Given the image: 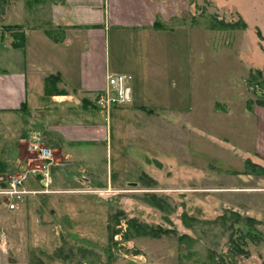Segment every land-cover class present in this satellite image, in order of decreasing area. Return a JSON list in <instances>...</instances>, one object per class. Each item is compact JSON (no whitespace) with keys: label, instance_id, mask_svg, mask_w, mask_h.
I'll list each match as a JSON object with an SVG mask.
<instances>
[{"label":"rangeland","instance_id":"rangeland-1","mask_svg":"<svg viewBox=\"0 0 264 264\" xmlns=\"http://www.w3.org/2000/svg\"><path fill=\"white\" fill-rule=\"evenodd\" d=\"M150 3L164 27L144 55L133 29L110 28L107 43L111 68L138 71L134 101L115 106L144 108L116 118L95 106L107 137L50 167L61 190L47 207L76 225V237L57 228L76 240L70 264H264V76L248 83L264 73V0ZM51 4L32 2L30 25Z\"/></svg>","mask_w":264,"mask_h":264},{"label":"crops","instance_id":"crops-1","mask_svg":"<svg viewBox=\"0 0 264 264\" xmlns=\"http://www.w3.org/2000/svg\"><path fill=\"white\" fill-rule=\"evenodd\" d=\"M3 1L5 4L0 6V188L11 177L34 166L35 146L50 148V167H71L68 159L80 152L81 143L107 137L106 126L96 118V92L107 87L109 75L120 74L134 101L133 84L138 76V71L130 67L122 73L110 67L109 29L135 30L137 37L131 41L139 51L137 55H144L142 51L153 41L150 37L153 29L160 28L155 25L160 21L158 11L152 9L150 0H54L48 18L35 26L30 25L24 0ZM11 25H18L21 39H15L13 30L6 29ZM50 76L57 79H53L50 91L46 92L45 81ZM113 107L110 113L116 118L125 112L136 116V112H141L137 107L144 108L143 105ZM50 167V185L59 186L57 180H52ZM29 173L24 179L27 186L23 188L41 189L40 175L32 173L29 177ZM50 185L53 191L48 193H23L17 198L0 194V264H55V259L62 260L60 264H70L71 259H76V240L57 229L61 223L76 237V225L69 214L47 207V203L56 204L53 194L61 190ZM37 194L44 198H31ZM50 242L52 248L47 247ZM63 247L65 252L49 256ZM46 258L50 260L46 262Z\"/></svg>","mask_w":264,"mask_h":264},{"label":"built area","instance_id":"built-area-1","mask_svg":"<svg viewBox=\"0 0 264 264\" xmlns=\"http://www.w3.org/2000/svg\"><path fill=\"white\" fill-rule=\"evenodd\" d=\"M129 100L130 91L126 85L124 76L112 74L107 78V87L102 91L96 92L95 104L100 107L109 108L110 106L125 104ZM34 149L36 150V163L34 166L8 179L7 185L0 188V194L17 198L23 193H48L53 191L49 189L51 180L48 172L52 160V151L46 146H35ZM29 172L40 175L39 183L41 189L28 190L23 188L24 179Z\"/></svg>","mask_w":264,"mask_h":264},{"label":"trees","instance_id":"trees-1","mask_svg":"<svg viewBox=\"0 0 264 264\" xmlns=\"http://www.w3.org/2000/svg\"><path fill=\"white\" fill-rule=\"evenodd\" d=\"M42 1L43 0H24L25 8H27V11H30V10L33 9L32 2L39 3V2H42ZM51 2H54V0H51ZM211 20H212V23H214L213 21H215V20L213 18ZM155 25L160 27V28L164 27L163 24L160 21H156ZM213 25L216 26L215 29H221V27H223V25H228L227 27H231V28H234V29H244L246 27V23L242 19H240L238 22H232L230 24H225V23H223L222 20H218V21H215V23ZM17 27H18V25H13V26L11 25V26H6V29L13 30V32H14L13 37L15 39L17 37H18V39H21V37L18 36L20 34L17 32L18 31ZM210 28H214V27L211 26ZM260 74H262V72H261L260 69H257V68L252 69L249 72L248 83L250 84V86H252V85L253 86L254 85L261 86V83L263 82V80H261V78L259 76H264V73L262 75H260ZM53 79H57V76H50V77L46 78V81H45V91L46 92L50 91V84L52 83ZM249 219H251V218H249ZM150 233L152 235H154V236L157 235L156 231H152Z\"/></svg>","mask_w":264,"mask_h":264}]
</instances>
